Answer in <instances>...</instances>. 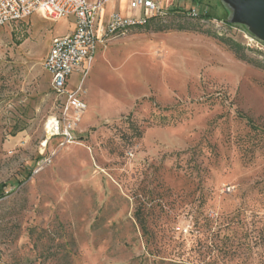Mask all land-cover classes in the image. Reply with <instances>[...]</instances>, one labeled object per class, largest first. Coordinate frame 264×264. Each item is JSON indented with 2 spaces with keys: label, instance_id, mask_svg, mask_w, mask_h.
<instances>
[{
  "label": "rangeland",
  "instance_id": "1",
  "mask_svg": "<svg viewBox=\"0 0 264 264\" xmlns=\"http://www.w3.org/2000/svg\"><path fill=\"white\" fill-rule=\"evenodd\" d=\"M153 1L164 20L72 77L73 144L47 141L61 101L44 61L76 19L0 30V264H264V39L237 0Z\"/></svg>",
  "mask_w": 264,
  "mask_h": 264
},
{
  "label": "built area",
  "instance_id": "2",
  "mask_svg": "<svg viewBox=\"0 0 264 264\" xmlns=\"http://www.w3.org/2000/svg\"><path fill=\"white\" fill-rule=\"evenodd\" d=\"M119 0H0V30L12 23L39 15L50 21L66 16L76 19L72 35L55 38L44 61V69L51 77V89L61 101L58 115L51 116L45 125L47 141L61 138L64 144L76 141V132L87 104L83 100L82 83H71L74 75L88 76L98 47L113 38L127 35L144 27L150 19L166 17L161 3L153 0H129L133 12L142 11V17L113 15L107 23L101 22L104 7Z\"/></svg>",
  "mask_w": 264,
  "mask_h": 264
},
{
  "label": "water",
  "instance_id": "3",
  "mask_svg": "<svg viewBox=\"0 0 264 264\" xmlns=\"http://www.w3.org/2000/svg\"><path fill=\"white\" fill-rule=\"evenodd\" d=\"M243 14L249 15L247 25L264 39V0H237Z\"/></svg>",
  "mask_w": 264,
  "mask_h": 264
},
{
  "label": "trees",
  "instance_id": "4",
  "mask_svg": "<svg viewBox=\"0 0 264 264\" xmlns=\"http://www.w3.org/2000/svg\"><path fill=\"white\" fill-rule=\"evenodd\" d=\"M202 17H208L206 15H202L200 17V19L202 20L203 18ZM165 17H155V18H152L149 20V22L144 26V27H140V28H137L133 31H139V30H142V29H152V25H158L162 20H164ZM166 31L165 28L163 27H156L154 28L153 32H164ZM221 42H223L225 45H227L234 53L235 55L242 61H247V62H251L249 60H247L246 56L244 55L243 53V50L241 48L240 45H237L236 43H233L232 41H227L226 39H220ZM1 194V192H0Z\"/></svg>",
  "mask_w": 264,
  "mask_h": 264
},
{
  "label": "crops",
  "instance_id": "5",
  "mask_svg": "<svg viewBox=\"0 0 264 264\" xmlns=\"http://www.w3.org/2000/svg\"><path fill=\"white\" fill-rule=\"evenodd\" d=\"M141 13H142V12H141ZM104 15H105V12H104V10H103V12H102V14H101V22H102V23H107V22L109 21L110 18L108 19V21H105V20H104V17H105ZM99 47H100V46H99Z\"/></svg>",
  "mask_w": 264,
  "mask_h": 264
}]
</instances>
